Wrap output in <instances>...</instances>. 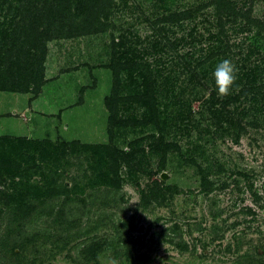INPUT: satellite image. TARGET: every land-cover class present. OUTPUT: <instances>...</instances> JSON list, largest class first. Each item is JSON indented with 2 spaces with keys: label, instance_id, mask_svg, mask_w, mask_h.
Here are the masks:
<instances>
[{
  "label": "rangeland",
  "instance_id": "374dc122",
  "mask_svg": "<svg viewBox=\"0 0 264 264\" xmlns=\"http://www.w3.org/2000/svg\"><path fill=\"white\" fill-rule=\"evenodd\" d=\"M232 1L264 19V0ZM213 11L209 0H110L99 23L59 11V36L40 45L37 90L4 89L17 66L14 56L5 59L10 46L2 47L0 264H264V111L245 117L241 129L218 124L207 100L219 61L205 63V78L198 69L201 84L190 83L175 51L155 45L161 18L186 12L165 25L170 38L193 32L197 40H177V52L200 58L213 33L228 42L224 58L236 68L238 57L244 66L264 64V39L247 57L253 31L227 22L223 35ZM2 12L0 29L14 10L6 3ZM126 48L152 67L160 123L148 122L146 106L123 103L130 87L124 70L107 103L112 64ZM236 86L230 92L242 89ZM36 100L61 118L40 117ZM27 111L33 121L26 122ZM153 184L172 189L154 196Z\"/></svg>",
  "mask_w": 264,
  "mask_h": 264
},
{
  "label": "trees",
  "instance_id": "16d2710c",
  "mask_svg": "<svg viewBox=\"0 0 264 264\" xmlns=\"http://www.w3.org/2000/svg\"><path fill=\"white\" fill-rule=\"evenodd\" d=\"M6 3L7 8H13L14 13H5L6 18L3 20V23L5 22L8 27L0 29V53L3 46H10L9 50L5 54L3 52V54L6 60H8L10 55L14 56L13 62L14 64L16 63L15 66L17 67L16 70H13L16 79L4 82L3 87L10 91H27L31 85H33L31 86L33 90L39 88L44 56V52L39 53L40 45L43 40L45 41L46 37L54 38L59 36L58 33L53 32L55 30L53 27L58 23L56 17L59 11L62 12L64 10V12L72 13L75 19L84 20L87 17L90 23L91 20L99 23L100 21H95V18L98 16L96 18L98 19L99 15H102L104 19L108 17L106 9L110 4V0H18L16 6L8 0H0V13H3L2 7ZM209 5L213 6V13L217 18V27L221 34H225L224 24L227 22H237L240 32L253 31L248 35L249 45L246 46L247 57H251L252 53L258 52L263 48V46H260L259 41L264 39V19L251 16L249 11L242 10L232 0H209ZM186 15V12L165 14L161 18L164 26L155 29L157 34L155 45L156 47L160 45V47L173 49L175 54L171 57L175 60L176 65L187 74V80L190 83L201 84L198 69L201 68V76L205 78L208 73V67L205 66V63L209 61L216 63V61L222 60L224 55H227L230 51L229 45L228 42L223 44L220 37L218 39V35L212 33L210 38L215 39V41L208 44L207 48H201L202 55L200 58H194L195 50H187L183 54L177 52L175 47L178 42L177 40H182L184 43H194L197 40L193 32H189L187 34L188 37L170 38L165 25L172 26L181 19H184ZM158 21L159 19L156 22ZM60 26L61 24H59L57 29ZM32 49L37 52L31 55V57L29 54ZM129 49L126 48L119 54V59L123 58L124 62L118 59L112 64L114 76L112 94L110 95L112 98H108L107 103L111 107V101L118 94L119 72L124 70L128 73V77H126L130 79V87L128 89L127 102L123 99V103L135 102L138 105L146 106L145 113L148 117L146 118L149 119L148 122L152 123L156 119V122L160 123V119H157V111H155V92H157V86H155L156 80L151 70L152 67L150 64L138 60L134 50ZM28 56L31 57L30 61L28 60ZM194 60H196L195 63L193 62ZM237 60V79L231 89L234 91L235 87H237L236 85H242V89L237 92H230L229 95L223 97H218L217 93L212 91L209 94L207 102L212 110L211 114L218 124L226 122L231 126L233 125L241 129L243 128L242 120L245 117L250 115L251 118H255L258 112L264 111V64L255 63L253 64L254 66H244V58L238 57ZM164 81L169 84V77H166ZM249 94H251V97L248 98ZM247 100L251 101V104L246 105L244 102ZM119 101L121 100L119 99ZM170 103L176 104L177 102L170 101ZM180 114L181 112H179ZM249 124L253 125L254 122ZM184 126H186V129L189 127L188 124H183ZM152 186H155V189H152L156 191V193H153L154 196L158 193L164 194V192L160 191L172 189L170 186H161V184H153Z\"/></svg>",
  "mask_w": 264,
  "mask_h": 264
},
{
  "label": "clouds",
  "instance_id": "9594fccd",
  "mask_svg": "<svg viewBox=\"0 0 264 264\" xmlns=\"http://www.w3.org/2000/svg\"><path fill=\"white\" fill-rule=\"evenodd\" d=\"M237 71L235 64L227 58L220 60L212 71L214 87L217 94L221 97L227 96L230 89L237 79Z\"/></svg>",
  "mask_w": 264,
  "mask_h": 264
},
{
  "label": "crops",
  "instance_id": "0c3cea01",
  "mask_svg": "<svg viewBox=\"0 0 264 264\" xmlns=\"http://www.w3.org/2000/svg\"><path fill=\"white\" fill-rule=\"evenodd\" d=\"M34 92V91H33ZM35 100V99H34ZM34 102V101H33ZM32 102V103H33ZM38 103V101L36 100V102H34V104H32L33 105V107H35V110H37L38 111V113H40L39 114V116L40 117H42V116H44V118H50V117H56V119H58L59 120V118H61L60 116H61V110H55V111H51V112H49V113H46L45 114V112H43V110L42 109H40L39 110V105L37 104ZM41 104H42V102L40 103V106H41ZM32 107V106H31ZM61 109V108H60ZM25 110H26V108H25ZM34 110V109H33ZM26 113V112H25ZM30 113L31 112H29V111H27V114H26V122H28V121H33L34 120V118H33V114H32V117L30 118ZM45 114V115H44ZM48 114V115H47ZM22 120V119H21ZM23 122H25L24 120H22ZM18 122H20V119H18ZM6 126H8V125H5V127ZM21 126H22V124H21ZM13 128V127H12Z\"/></svg>",
  "mask_w": 264,
  "mask_h": 264
}]
</instances>
